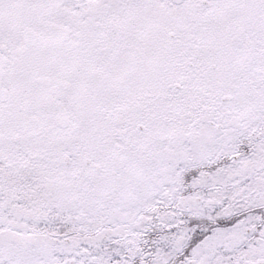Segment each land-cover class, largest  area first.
<instances>
[{
  "label": "snow or ice",
  "instance_id": "6c2138e0",
  "mask_svg": "<svg viewBox=\"0 0 264 264\" xmlns=\"http://www.w3.org/2000/svg\"><path fill=\"white\" fill-rule=\"evenodd\" d=\"M0 264H264V0H0Z\"/></svg>",
  "mask_w": 264,
  "mask_h": 264
}]
</instances>
